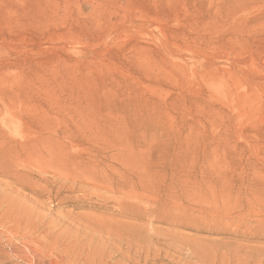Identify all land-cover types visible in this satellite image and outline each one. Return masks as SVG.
Listing matches in <instances>:
<instances>
[{"label": "rangeland", "instance_id": "374dc122", "mask_svg": "<svg viewBox=\"0 0 264 264\" xmlns=\"http://www.w3.org/2000/svg\"><path fill=\"white\" fill-rule=\"evenodd\" d=\"M0 255L264 264V0H0Z\"/></svg>", "mask_w": 264, "mask_h": 264}, {"label": "bare ground", "instance_id": "6f19581e", "mask_svg": "<svg viewBox=\"0 0 264 264\" xmlns=\"http://www.w3.org/2000/svg\"><path fill=\"white\" fill-rule=\"evenodd\" d=\"M9 117V116H8ZM15 117H13V119H14ZM19 122V121H18ZM16 125H17V123H16ZM18 128H19V126H18ZM61 128V127H60ZM60 131V130H59ZM15 132H16V130H15ZM50 153H52V152H50ZM54 158L55 159H62V151L58 148L57 149V151L53 154V155H51L50 156V158H49V161L50 162H52V161H54ZM187 186V185H186ZM188 187H186V189H187ZM184 190V189H183ZM191 190V189H190ZM188 191V190H187ZM184 193H185V191H183ZM197 192V191H196ZM195 192V193H196ZM189 193V192H188ZM194 193V192H193ZM187 195V194H186ZM194 195V194H193ZM192 194H191V196H193ZM197 194H195V196H196ZM176 196V195H175ZM167 197V196H166ZM171 197V196H170ZM170 199V198H169ZM187 199V198H186ZM191 199V198H190ZM172 200V199H171ZM192 200V199H191ZM172 201H174V200H172ZM189 201V200H188ZM171 203V202H170ZM176 203V202H175ZM173 204V203H172ZM177 206H178V204H176ZM176 205H174V206H176ZM171 206V205H170ZM173 207V206H172ZM179 207H180V205H179ZM156 208H158V207H156ZM164 208V207H163ZM174 209V208H173ZM188 209V208H187ZM184 210V209H183ZM181 211V210H180ZM153 212H154V210H153ZM164 212V211H163ZM2 253V252H1ZM4 254V253H3ZM1 256V255H0ZM11 257V256H10ZM30 257V256H29ZM1 258H3L4 259V257H1ZM1 263V262H0Z\"/></svg>", "mask_w": 264, "mask_h": 264}]
</instances>
